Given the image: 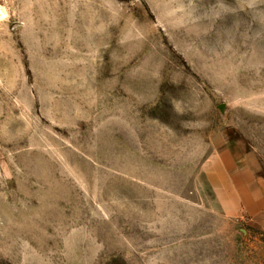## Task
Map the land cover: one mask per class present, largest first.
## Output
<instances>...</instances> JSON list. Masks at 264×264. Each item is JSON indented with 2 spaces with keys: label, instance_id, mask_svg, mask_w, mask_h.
Listing matches in <instances>:
<instances>
[{
  "label": "rangeland",
  "instance_id": "374dc122",
  "mask_svg": "<svg viewBox=\"0 0 264 264\" xmlns=\"http://www.w3.org/2000/svg\"><path fill=\"white\" fill-rule=\"evenodd\" d=\"M0 7V264H264L203 169H264V0Z\"/></svg>",
  "mask_w": 264,
  "mask_h": 264
},
{
  "label": "crops",
  "instance_id": "0c3cea01",
  "mask_svg": "<svg viewBox=\"0 0 264 264\" xmlns=\"http://www.w3.org/2000/svg\"><path fill=\"white\" fill-rule=\"evenodd\" d=\"M232 141L203 164L207 181L225 211L246 216L264 228V169L254 153Z\"/></svg>",
  "mask_w": 264,
  "mask_h": 264
},
{
  "label": "clouds",
  "instance_id": "9594fccd",
  "mask_svg": "<svg viewBox=\"0 0 264 264\" xmlns=\"http://www.w3.org/2000/svg\"><path fill=\"white\" fill-rule=\"evenodd\" d=\"M6 15V11L2 7H0V20L5 19Z\"/></svg>",
  "mask_w": 264,
  "mask_h": 264
},
{
  "label": "bare ground",
  "instance_id": "6f19581e",
  "mask_svg": "<svg viewBox=\"0 0 264 264\" xmlns=\"http://www.w3.org/2000/svg\"><path fill=\"white\" fill-rule=\"evenodd\" d=\"M42 21H43L44 25H46V24H47V22L45 21V19H42Z\"/></svg>",
  "mask_w": 264,
  "mask_h": 264
}]
</instances>
